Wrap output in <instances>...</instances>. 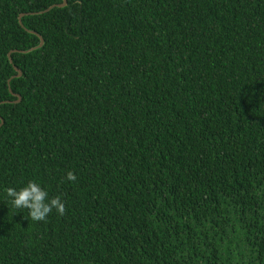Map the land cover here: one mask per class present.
Listing matches in <instances>:
<instances>
[{"label":"trees","instance_id":"trees-1","mask_svg":"<svg viewBox=\"0 0 264 264\" xmlns=\"http://www.w3.org/2000/svg\"><path fill=\"white\" fill-rule=\"evenodd\" d=\"M65 2L0 0V264H264V0Z\"/></svg>","mask_w":264,"mask_h":264},{"label":"clouds","instance_id":"clouds-1","mask_svg":"<svg viewBox=\"0 0 264 264\" xmlns=\"http://www.w3.org/2000/svg\"><path fill=\"white\" fill-rule=\"evenodd\" d=\"M66 179L75 181L76 176L72 171H68ZM6 194L11 200V204L16 209H28L29 216L33 221H45L47 216L55 209L59 215L66 211L65 203L59 195L49 197V193L41 185L33 180L19 190L8 187Z\"/></svg>","mask_w":264,"mask_h":264},{"label":"water","instance_id":"water-1","mask_svg":"<svg viewBox=\"0 0 264 264\" xmlns=\"http://www.w3.org/2000/svg\"><path fill=\"white\" fill-rule=\"evenodd\" d=\"M65 4H66L65 0H61V4L54 5V6H50L49 8H47L46 10H44V12H45V11H48L49 9H51V8H53V7L62 8V7L65 6ZM18 23H19V20H18ZM41 44H42V40L39 39V43H38V45H37L36 48H39V47L41 46ZM8 61L10 62V58H9V57H8ZM13 70H14L15 73H16L14 77H19V76L21 75L20 70H18L16 67H13ZM10 79H11V78H10ZM10 79H8L7 82H8ZM15 96H16V95H15ZM16 98H17V101H18V96H16ZM17 101H16V102H17Z\"/></svg>","mask_w":264,"mask_h":264}]
</instances>
